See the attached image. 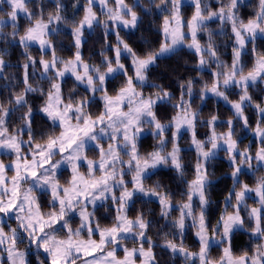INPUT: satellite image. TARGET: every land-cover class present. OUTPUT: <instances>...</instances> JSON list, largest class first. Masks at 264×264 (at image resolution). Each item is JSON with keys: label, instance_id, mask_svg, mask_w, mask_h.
<instances>
[{"label": "snow or ice", "instance_id": "snow-or-ice-1", "mask_svg": "<svg viewBox=\"0 0 264 264\" xmlns=\"http://www.w3.org/2000/svg\"><path fill=\"white\" fill-rule=\"evenodd\" d=\"M51 3L55 13H48L45 20L43 0L35 4L39 12L30 9L33 0H0V6L7 5L10 9L0 15V38H18L26 54L22 90L8 100L12 107L0 103V151L15 157L7 164L0 160V264H31L28 257L33 245L42 250V255L36 257L38 264H137V260L139 264H158L153 252L155 243L148 235L152 222L143 213L134 219L128 216L134 197L156 198L160 216L165 220L174 211L179 212L178 217L171 220L175 234L169 239L165 233L162 247L174 257H182L184 264H264V175H256L254 186L241 181L248 172L253 175L264 172V102H256L249 93L252 85L264 83V52L257 46L258 39L264 42V0H258L253 16L247 21L240 16L244 0H228L226 4L218 0L220 6L216 10H212L208 0H188L193 9L190 18L182 11L185 0H159L158 3L150 0L156 10L166 13L160 26L163 40L159 48L141 56L116 32V44L107 46L113 55L110 57L102 51L99 65L86 63L81 52L86 29L103 23L106 37L109 30L108 23L98 19L94 6L98 3L106 10L104 14L113 25L135 28L140 20L135 8L142 7L139 0L132 6L125 0H115V8L109 6V0H85L83 17L71 24L75 51L68 59L57 56L53 36L58 31L56 25L68 23L61 15L64 5L62 0H51ZM78 4L79 0L73 8ZM20 14H24L28 25L22 34L18 24ZM209 21L219 22L221 34L225 35L224 27L230 26V65L218 54L214 33L207 26ZM9 23L12 32L5 33L4 27ZM199 33L207 34L205 44L200 42ZM32 44L39 45L42 53L39 60L28 54ZM181 45L193 50L198 58V69L215 64L217 70L211 73V83L204 84L198 98L203 102L211 93L222 99L231 106L232 118L221 122L213 114L206 121H200V113L192 109L194 79L181 82L179 100L173 104L178 111L170 121L163 123L158 118V105L172 103L173 94L152 85L159 90L146 97L139 89L147 83L148 72L159 58ZM249 53L255 59L246 72L244 58ZM46 55L50 58H45ZM128 58L132 74L123 62ZM37 64L40 78L49 83L47 90L34 87L30 82ZM5 67L3 54H0V74ZM66 75L74 77L76 85H84L91 95L65 98L62 81ZM109 78L122 80L121 86L111 94ZM233 87L240 89L238 100H231L227 94ZM72 92H76L75 87ZM29 93L44 96L43 105L34 110L27 99ZM97 94L102 110L93 115L89 108ZM247 107L255 109V126L246 115ZM22 108L27 109L20 117L22 124L15 133H10L8 121ZM34 111L43 113L51 121V132L39 142L33 130ZM198 122L209 130L205 139L197 138ZM146 126L157 144L153 151L142 155L139 144ZM218 126L225 127L226 131L217 132ZM238 126L241 130L251 129L258 138L259 147L255 152L250 145L240 147ZM169 130L171 136L166 138ZM182 130L191 134L190 147L195 149L196 162L193 179L185 181L182 202L174 204L173 194L165 191L159 182L150 187H146L145 182L148 173L161 166L171 168L181 179L185 177L179 144ZM169 144L171 150H168ZM89 145L93 147L89 149ZM221 148L231 166L232 188L213 224L207 216L210 204L207 165ZM89 150L97 152V158H89ZM64 166L69 170V178L62 184L60 170ZM82 168L86 171H81ZM9 173L12 174L9 176ZM127 175H131V181L125 179ZM41 192L50 197L46 212L42 208ZM109 198L115 205V216L111 226L102 227L95 219V206L97 201ZM249 199L255 206H249ZM89 205L93 206V211H88ZM74 216L78 217L75 227ZM5 217L15 226L5 223ZM189 220L195 229L198 251L190 250L183 243ZM237 233L255 237L254 247L237 255L233 249ZM129 236L137 246L125 244ZM21 245L24 250L20 249ZM215 249H219V254L214 258ZM118 251H122V257Z\"/></svg>", "mask_w": 264, "mask_h": 264}, {"label": "trees", "instance_id": "trees-1", "mask_svg": "<svg viewBox=\"0 0 264 264\" xmlns=\"http://www.w3.org/2000/svg\"><path fill=\"white\" fill-rule=\"evenodd\" d=\"M228 0H221L222 3H227ZM127 4L131 6L136 3V0H125ZM156 3L159 0H155ZM258 0H245L243 6L240 9V16L242 19L247 21L251 18L256 10V4ZM37 0H33V5H30V9L39 12V8L35 7ZM64 5L61 15L66 17L68 23H61L56 25L58 31L53 34L54 44L56 48L57 56L61 59L71 58L75 49L73 47L72 36H71V24L72 22L78 23L79 20L83 17V7L85 0H79V4L73 8V5L77 3V0H62ZM141 6L135 8L140 20L135 28H124L117 26V29L108 30L107 37L105 36V28L103 23L94 25L90 30H85L84 44L81 49L82 56L87 62H91L95 65H99L102 59L100 53L106 51L108 56H112L113 52L107 48L108 45L116 44V32H119L120 37L129 44L139 55L144 56L147 52L153 51L159 48L160 43L163 40L162 33L160 31V26L163 22V15L159 10H156L154 4L150 3V0H139ZM209 5L212 10H216L220 3L218 0H208ZM43 6L45 7L44 19L47 20L48 13H55V8L52 6L51 0H43ZM3 8V11L0 12V15H3L4 12L8 11L7 5L0 6ZM145 9H152L151 12L145 11ZM94 10L99 14L100 21H106L107 18L99 12L97 7L94 6ZM185 17L190 18L192 14V7L189 3L185 2V7L182 9ZM108 23V22H107ZM18 24L20 26V33H23L24 28L28 25L26 23V17L23 14H20L18 17ZM111 21L109 22V26ZM213 31V39L217 45V51L220 55L221 60L227 64H231L232 57V40L230 26H226L223 29L225 34H221V25L216 21H209L207 26ZM112 26V25H111ZM5 33H11L12 27L9 24L4 27ZM198 38L202 44L207 42V34L199 33ZM258 50L264 52V42L261 39L257 40ZM0 54H3V59L6 63L5 70L0 74V103L8 105V100L12 98L13 94L22 90V72L23 64L26 62V54L22 46L19 45L17 39L12 40L11 37L7 39L0 38ZM28 54L32 55L34 58L39 60L41 52L39 47L36 45H31L29 47ZM45 58H50L45 56ZM246 68L245 71L251 69L254 63V57L249 53L245 56ZM126 66L129 68V74L131 73V60L130 58L123 61ZM198 58L194 54L193 50L180 46L172 53L167 54L159 58L157 65H154L150 68L148 72V81L141 90L146 95H153L156 93L159 88L152 87V85H158L160 88H163L166 91H169L173 94L172 103H162L158 105L157 115L161 119V122L167 123L170 121L172 116L176 114L177 109L173 108V104L179 100L180 96V84L181 82H186L189 79H194L195 84L193 88V103L192 108L195 111L200 113V121H206L210 118L211 115L215 114L225 122V118H232L231 106L225 103L222 99L213 96L212 94H207L205 100L201 102L198 98L201 88L205 83H211L212 77L211 73L216 71L215 64H211L210 68H205L200 70L197 68ZM40 66L37 64L36 70H39ZM30 72L33 69H29ZM53 75V73L51 74ZM109 92L114 93L122 84L120 79L109 78ZM30 82L34 87L39 86L48 89L49 83L45 79L39 78L38 74L31 77ZM76 88V92L73 93L72 89ZM62 92L67 98L69 95H72L75 99H79L83 96L89 95L87 90L82 87V85H76L73 77L65 76L62 81ZM240 92L239 88L233 87L227 90V94L231 100H238V93ZM250 95L253 96L256 102H264V84L257 83L252 85L249 89ZM28 102L35 109H38L41 104L44 102L45 97L39 95L38 93H29ZM99 98L94 97L93 104L90 106L89 111L95 115L102 109V105ZM26 108H22L19 111H15L14 115L8 121L9 131H15L16 128L21 123L20 117L26 111ZM246 115L249 116V121L252 126H255L257 120V114L253 107H247ZM35 122L33 124V130L35 133L36 141H41L42 138L46 137L51 132V121H48L47 118L40 112L34 111ZM217 130L225 131L226 128L218 126ZM57 133L59 129H56ZM208 128L204 123L198 122L196 127L197 138L205 139L206 134L208 133ZM237 136L239 137L242 143L240 147L251 146L252 151L255 152L256 148L259 147V140L256 138L251 129L241 130L239 126L237 127ZM166 138H170L171 130L166 131ZM190 133L187 130L181 133V139L179 140L180 147L182 149L181 156L183 158V163L186 169V175L183 179L177 176L174 170L169 167L157 168L151 170L148 173V178L146 179V187L153 186L155 183L159 182L162 188L173 194V203L179 204L182 202V193L186 191L185 181H190L194 176V165L196 162V152L194 147H189ZM157 144L156 138L153 137L151 132L145 133V135L140 138V152L141 154H146L153 151L154 146ZM92 147H89L91 149ZM171 149V145H168V150ZM219 154L212 158L207 167L209 172V185L207 188V196L209 198L210 204L207 210L208 220L211 223L219 218L221 211L224 208V198L228 194V191L232 188V178H231V166L229 161L226 158V153L224 149H220ZM93 153L97 155V152L89 150L88 154ZM255 167V162L253 163ZM63 176L60 177L62 181H65L67 178V171H61ZM256 175H264V172H257L255 175L248 172L246 175L241 177L243 183H247L250 186H254ZM138 195V194H137ZM139 196V195H138ZM49 195L47 193H41L40 199L44 200V205H47V199ZM249 206L253 203V200L249 199L247 201ZM96 216L95 219L98 220L101 226H111L114 216H115V205L110 203V199L102 201V203L95 206ZM94 209H92L93 211ZM140 213L145 215V218L152 222V227L148 230V235L152 238L155 243L153 252L157 257L158 264H184L183 258L176 256L162 247L164 242L165 233L168 234V238L172 239L175 234V229L171 227V220H174L178 217L179 212L174 211L168 220H165L160 216V206L159 203L151 198L140 197L139 199L134 197V203L129 206L128 216L129 218H135ZM188 228L185 231L183 243L190 250H196L198 243L194 235L195 229L191 227V223H187ZM255 237H250L248 233L240 234L237 233L233 240V249L234 252L238 255L245 250H250L254 247ZM177 243H179V238L177 237ZM125 244L128 247L137 246L133 243L132 237H127ZM34 246V245H33ZM145 247L147 245L145 244ZM42 255V250H31L29 253V260L31 264H38L36 259L37 255ZM118 254L123 255L122 251H118ZM219 254V249H215L212 252V256L215 258Z\"/></svg>", "mask_w": 264, "mask_h": 264}, {"label": "rangeland", "instance_id": "rangeland-1", "mask_svg": "<svg viewBox=\"0 0 264 264\" xmlns=\"http://www.w3.org/2000/svg\"><path fill=\"white\" fill-rule=\"evenodd\" d=\"M245 1V0H244ZM185 2L186 3H188V0H185ZM228 2V1H227ZM130 5V4H129ZM109 6L110 7H113V8H115V0H109ZM131 6V5H130ZM95 7H97V9L99 10V12L101 13V14H103L104 16H105V18H107L106 19V21L105 22H108V25H109V22H110V20H108V17H107V15H105L104 14V12L106 11V10H102L101 8H100V5L97 3L96 5H95ZM10 9H8V11H9ZM95 11V10H94ZM97 13V12H96ZM24 15V14H23ZM84 15V14H83ZM97 17H98V19H99V14L97 13ZM208 23V22H207ZM10 24V23H9ZM112 25V26H111ZM111 25L109 26V30H116L117 29V26H121V27H124L123 25H113V22L111 21ZM209 28H212L210 25L208 26ZM125 28V27H124ZM86 30H90V29H86ZM17 41H18V38H17ZM32 45H36L37 47H39V45H37V44H32ZM181 46H185V47H187L186 45H181ZM180 47V46H179ZM85 62L86 63H88V64H92V65H95V64H93V63H91V62H87L86 60H85ZM39 71H40V68H39V70H36L35 72H36V74H38V76H39V78H40V75H39ZM52 73H49V75H51ZM22 75H23V72H22ZM66 76H70V77H72L71 75H66ZM74 78V77H73ZM264 84V83H263ZM82 85V84H81ZM82 87H84L85 88V86L84 85H82ZM86 89V88H85ZM209 94H211V93H209ZM89 95H91V93H89ZM146 97L147 96H149V95H146V94H144ZM95 97H97V98H99V94H97ZM99 100V99H98ZM44 103V102H43ZM43 103L41 104V106L43 105ZM101 103V102H100ZM102 105V104H101ZM229 105V104H228ZM40 106V107H41ZM193 109V108H192ZM102 110V109H101ZM100 110V111H101ZM194 110V109H193ZM195 111V110H194ZM99 113V112H98ZM43 114V113H42ZM44 115V114H43ZM96 115V114H95ZM219 119L220 120H223V119H221L220 117H219ZM226 119V121L228 120V118H225ZM168 123V122H167ZM21 124H22V121H21V123L19 124V126L16 128V130L15 131H9L10 133H15L16 131H17V129L21 126ZM27 130L25 129V132H26ZM183 131H185V130H182V132ZM226 131V130H225ZM147 132H151V131H149L148 129H147V126H146V130H145V132L141 135V136H143V135H145V133H147ZM181 132V133H182ZM217 132H224V131H219V130H217ZM190 136H191V134H190ZM25 140L27 139V135H25L24 137H23ZM257 138V137H256ZM258 139V138H257ZM190 145H191V137H190V141H189V144H188V146L190 147ZM26 147V146H25ZM89 147H93L92 145H89ZM207 147H210V145H208ZM223 149V148H222ZM171 150V149H170ZM217 154H219V152H217ZM89 155V158H92V159H95V158H97V156H98V153H97V155H94L93 153H90V154H88ZM15 157L13 156V155H10L9 153H6V152H3V151H0V160H3L4 161V163L5 164H7V163H10V161L12 160V159H14ZM125 159H127V157H124ZM63 170H65V171H67V178H66V180L69 178V170H67V166H64L63 168H61V170L60 171H63ZM81 171H86V169H84V168H82L81 169ZM12 173H9V176L11 175ZM125 179L127 180V181H131V175H127L126 177H125ZM65 180V181H66ZM65 181H62L61 179H60V182L63 184ZM129 187H131V184L129 183ZM148 187V186H147ZM41 193H43V192H41ZM41 193H40V197H41ZM118 194V193H117ZM139 195V194H138ZM49 198L50 197H48V199H47V201L49 200ZM110 199V198H109ZM148 199V198H147ZM151 199H154V200H156V198H154V197H152ZM104 201H106V200H104ZM157 201V200H156ZM158 202V201H157ZM41 203H42V208H43V210L46 212V211H48L49 210V208H48V204L46 205H44V200H42L41 199ZM100 203H102V201H97V204L96 205H98V204H100ZM176 204V203H175ZM251 206H255V205H250V207ZM92 209H93V206L92 205H89L88 206V211H92ZM4 219V222L5 223H8V224H11L13 227L15 226V224L11 221V220H9L8 218H3ZM130 219H134V218H130ZM73 220L76 222V223H74L73 224V227H75L76 226V224L78 223V217H76V216H74L73 217ZM187 223H191V221L189 220ZM6 231H7V229H6ZM61 235H63V234H61ZM129 237H131V236H129ZM98 238V237H97ZM27 244V241H25V245ZM20 249L21 250H24V245H21L20 246ZM31 250H34V251H36V248H35V246H31ZM0 251H2V248H0ZM192 251H198V247L196 248V250H192ZM119 256H121L122 257V255H120V254H118ZM137 264H139V260H137Z\"/></svg>", "mask_w": 264, "mask_h": 264}]
</instances>
